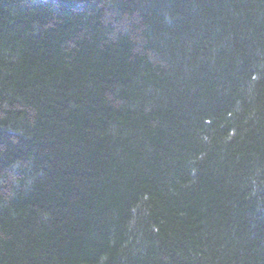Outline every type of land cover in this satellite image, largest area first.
<instances>
[{"label":"trees","instance_id":"1","mask_svg":"<svg viewBox=\"0 0 264 264\" xmlns=\"http://www.w3.org/2000/svg\"><path fill=\"white\" fill-rule=\"evenodd\" d=\"M0 264H264V0H0Z\"/></svg>","mask_w":264,"mask_h":264}]
</instances>
